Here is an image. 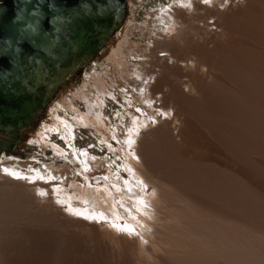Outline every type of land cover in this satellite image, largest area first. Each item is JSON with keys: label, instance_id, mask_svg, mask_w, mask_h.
<instances>
[{"label": "bare ground", "instance_id": "obj_1", "mask_svg": "<svg viewBox=\"0 0 264 264\" xmlns=\"http://www.w3.org/2000/svg\"><path fill=\"white\" fill-rule=\"evenodd\" d=\"M127 1L126 22L22 133L36 139L41 117H56L70 145L52 142L62 165L40 173L18 159L19 172L0 155V264H264V0H167L140 22L146 2L125 0L124 14ZM111 101L130 126L128 180L111 171L115 159L78 155L59 115L111 128ZM71 152L145 217L130 212L131 198L124 216L103 206L98 192L110 191L76 175Z\"/></svg>", "mask_w": 264, "mask_h": 264}, {"label": "water", "instance_id": "obj_2", "mask_svg": "<svg viewBox=\"0 0 264 264\" xmlns=\"http://www.w3.org/2000/svg\"><path fill=\"white\" fill-rule=\"evenodd\" d=\"M125 0H0V153L121 23Z\"/></svg>", "mask_w": 264, "mask_h": 264}, {"label": "rangeland", "instance_id": "obj_3", "mask_svg": "<svg viewBox=\"0 0 264 264\" xmlns=\"http://www.w3.org/2000/svg\"><path fill=\"white\" fill-rule=\"evenodd\" d=\"M200 1L201 2L203 1V4L210 5L209 3H206L205 2L206 0H200ZM144 2H146V5H144V7L143 6H140L139 7V12H138L139 13L138 14V20H139V22L140 21H143V19H147L146 16H148V12L150 11V9L153 6L159 5L160 2L161 3L162 2H164V3L166 2L165 4L169 3V1H167V0H144ZM127 5H128V1L126 2V13L124 14V16L122 18V20H123L122 23L123 22H126V18H127L128 14H129V12H128V6ZM207 21L210 22L211 20L209 19ZM95 57H96V55L93 57V59ZM82 74H83V72H82ZM81 75H80V78H81ZM117 107H118V104L117 103L115 104L114 102L111 101V102H108V105H107V108H106V111H107L108 116L111 117L110 118L111 120H113L112 121L111 128L108 127L107 125H106V128H100L99 126H96L95 127V124L93 125V122L92 123L91 122H88L87 124H82V122L77 119V115L72 110L70 111V109L69 110H66V109L62 108L61 110L64 109L65 111L68 112V114L67 113L65 114L62 111V112H60L59 115L61 117H63L64 115L67 116V118L64 119V122L67 124V126L66 125L64 126V129L68 133H70V135L72 133V136H73V140L75 142V145H76V147H78V148H75L74 147L75 149L78 150L76 152L78 155H79L81 149H84L85 148L88 151L90 150L89 151L90 153L96 154L94 156H97V157H104V156H106V158L115 159V163H114V161L112 162V164H113V167H112L113 170H111V171H113V173H115V172L117 173L118 172L119 174L117 173V175H121L126 180H128V179L131 178V175H130V172L131 171H130L129 166L126 165V163H123L122 164V162L125 161V160H123L124 151H123L122 148H123V145L124 144L122 143V141L123 140L125 141L126 138L129 137V135H130V132H129L130 126L124 125L123 123L122 124H119L120 123V116H117V117L114 116V115H116V110H118ZM136 113L138 115L137 121L144 119L142 113H140L138 111H136ZM147 115H149V116L147 117ZM145 116L147 118H149L150 117V113H145ZM51 118L49 117L47 120H45V119L42 120V117H41V119L38 122L39 125L37 124L35 126L36 127V132L34 133V135L36 136V139H35V137L28 136V137L24 138L23 140H20V141L16 142L15 144H13V146H12V148L10 150L11 154L14 152L12 155L13 156H16L18 159L30 161L31 167H33V168H39V167H43L45 165L48 166L50 164H53L54 162L56 163V165H62V163L59 161L58 157L55 154H53L54 152L50 150V149H52L51 148L52 147V142H56L57 144H59L63 148H64V146L68 147L67 149L64 148V149H66L68 151L70 149V145H69V142L64 138L65 141L67 142V145H68L67 146L65 144V141L59 135V132L56 131V130H54L52 128V125L51 124H53V121H54V119L56 117L55 118H52V119ZM121 119H123V118H121ZM45 125L46 126L48 125L47 126V130L48 131H44V133H42V135H40L41 132L39 130H41ZM113 129H114V131L111 133V131ZM52 132H55L56 134H52ZM113 133L115 135H117V136H114ZM37 134H39V135H37ZM59 137H60L61 140L59 139ZM111 137H113V139L116 137L115 138L116 140L114 139L112 141L113 144L110 141ZM70 138L71 137H68V139H70ZM37 139H38L39 142L37 141ZM92 143H94L95 145H92ZM2 153H4V151L1 152L0 154L3 155ZM119 153H121V154H119ZM72 154H73L72 156L69 155L70 158L69 159L67 158L66 161L76 171L75 172L76 175H77V173H79V172L81 173L83 171L82 174L83 175L84 174L87 175V177L91 180V182L93 183V185H96V184L99 185L100 184L102 186V187H93L92 185H90L91 187L97 188V189H103V190L104 189H107V190L110 191V196H109L110 198L108 197V194H106V193L105 194L104 193L102 194V193H99L98 192V195L99 196H104L105 198H107V201L106 202H102L101 204L103 206H108L109 202L112 205L114 203L116 205H115V207H112L111 206V209H112L113 213H115V215H117V216H119V215H123V216L124 215H127V213H125L123 211V208L121 206L122 205V200L124 199V202L125 203H129V200H130L131 197L127 196V198L126 197L123 198L124 197L123 195L119 196V194H122V193L119 190L115 189V187L113 186V184L111 186L110 184L105 183L106 180H104L102 177L98 176L100 174H96L95 173V174H89L88 175V173L86 172V170L85 171L83 170L84 169V165L83 164H80L82 168L79 167L80 166L79 165V162L80 161L77 160L76 158H74L75 152L72 153ZM118 157H119V159H118ZM78 168H79L80 171L78 170ZM36 171H40V173L41 172H44L42 170H36ZM41 175H43V174H41ZM79 176H80V179H81V183H83L82 180L85 181L86 180L85 177L84 176H81V175H79ZM55 179L56 178H54V179L52 178L51 180H54L55 181ZM90 180L87 181L88 184H91ZM58 181L59 180H57L55 182L58 183ZM107 182H109V181L107 180ZM81 183L78 182V184H81ZM104 183H105V186H104ZM88 184L85 183V182L83 183V185L85 187H87ZM54 186H55V188H59L60 187L62 194L64 193V194L67 195V191H66V187L65 186L60 185V183L57 184V185L55 184ZM110 187L113 190H110L109 189ZM147 195L148 194L145 193V196L146 197H147ZM119 199H120V201H119ZM132 201H133V199H132ZM72 203H74V202L66 201L63 204L70 207L72 205ZM74 204L78 205L79 207H82V205H80L78 203H74ZM94 204L96 206L98 205V203H96V202ZM133 204L130 205L131 206V210H132V211L130 210V212L132 214L135 213L136 215H140V217H145L144 216L145 214H144L143 211H142L143 212L142 213L143 215L138 214V213H140L138 211L139 210L141 211L140 201H138V202H134L133 201ZM120 207L122 208V211L123 212L120 210ZM128 214H129V212H128ZM81 216H83V215H81ZM101 226L103 227V225H101Z\"/></svg>", "mask_w": 264, "mask_h": 264}, {"label": "flooded vegetation", "instance_id": "obj_4", "mask_svg": "<svg viewBox=\"0 0 264 264\" xmlns=\"http://www.w3.org/2000/svg\"><path fill=\"white\" fill-rule=\"evenodd\" d=\"M104 44H105V43H104ZM100 52H101V51H100ZM97 55H98V54H97ZM97 55H96V56H97Z\"/></svg>", "mask_w": 264, "mask_h": 264}]
</instances>
